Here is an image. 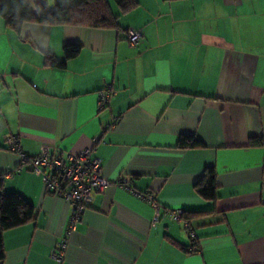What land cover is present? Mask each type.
<instances>
[{
	"label": "crops",
	"instance_id": "obj_1",
	"mask_svg": "<svg viewBox=\"0 0 264 264\" xmlns=\"http://www.w3.org/2000/svg\"><path fill=\"white\" fill-rule=\"evenodd\" d=\"M43 1V0H42ZM117 27L6 25L0 16V192L34 206L3 232L0 264H264V0H138ZM141 31L131 45L126 31ZM79 44L66 59L63 47ZM64 67L46 64L47 55ZM110 89L98 110L100 91ZM89 149L110 184L65 239L70 204L7 147ZM183 136L202 145L180 147ZM207 167L216 198L195 190ZM154 194L151 205L118 184ZM192 212L189 226L165 210ZM196 213V214H195ZM187 248V247H186Z\"/></svg>",
	"mask_w": 264,
	"mask_h": 264
},
{
	"label": "trees",
	"instance_id": "obj_2",
	"mask_svg": "<svg viewBox=\"0 0 264 264\" xmlns=\"http://www.w3.org/2000/svg\"><path fill=\"white\" fill-rule=\"evenodd\" d=\"M52 1L53 6L50 7L48 3L42 0H0V16L3 17L6 25L13 28H18L24 22L115 28L117 27V16L112 12V4L116 5L121 13L128 12L138 5V0ZM79 50V44H66L63 47L64 57L66 59L73 58ZM46 58V64L53 68L61 69L65 66L64 62L56 61L50 54ZM201 145L202 143L193 136H183L179 140L180 147ZM248 145L261 146L264 145V140L263 138L251 137ZM7 147L9 148L8 142ZM195 190L207 200H214L217 197L216 172L213 167L205 169L202 177L195 185ZM182 212V219L190 223L189 219L192 212L187 213L184 209ZM34 214V206L18 193L0 192V261L4 259L3 232L31 221ZM195 240V238L190 239L191 242L184 249L188 252L197 250L198 244Z\"/></svg>",
	"mask_w": 264,
	"mask_h": 264
},
{
	"label": "built area",
	"instance_id": "obj_3",
	"mask_svg": "<svg viewBox=\"0 0 264 264\" xmlns=\"http://www.w3.org/2000/svg\"><path fill=\"white\" fill-rule=\"evenodd\" d=\"M141 35V31L138 30H128L126 32L127 40L131 45H134ZM112 94L113 91L110 89L100 91L97 104L98 110L107 105ZM8 145L11 151L18 152L21 162L40 177L47 191L70 204L72 212L65 239L59 242L51 252L52 259L61 262L67 245L66 238L74 230L75 224L80 220L82 212L91 201L93 194L103 191L110 184V180L101 175V160L93 157L89 149L62 155L49 151L47 146H42L38 154L27 156L20 151L14 136L8 139ZM131 183V179L123 178L118 184L148 202L153 209V220L156 221L159 218V209L154 194L138 192L132 188ZM165 213L174 221L183 220V212L180 208L167 209ZM183 221L189 238L193 239L195 236L194 231L190 228L188 221Z\"/></svg>",
	"mask_w": 264,
	"mask_h": 264
},
{
	"label": "rangeland",
	"instance_id": "obj_4",
	"mask_svg": "<svg viewBox=\"0 0 264 264\" xmlns=\"http://www.w3.org/2000/svg\"><path fill=\"white\" fill-rule=\"evenodd\" d=\"M43 1L46 2V3H48V5H49L50 7L53 6V1H52V0H43ZM112 8H113L114 13H116L117 11H116V7H115L114 4H112Z\"/></svg>",
	"mask_w": 264,
	"mask_h": 264
}]
</instances>
